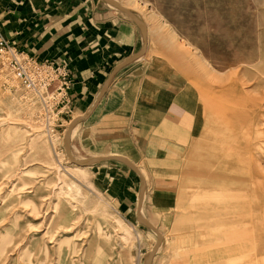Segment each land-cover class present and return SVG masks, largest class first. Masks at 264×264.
<instances>
[{"label":"rangeland","instance_id":"1","mask_svg":"<svg viewBox=\"0 0 264 264\" xmlns=\"http://www.w3.org/2000/svg\"><path fill=\"white\" fill-rule=\"evenodd\" d=\"M117 1L146 25L151 57L182 76L185 100L191 101L175 204L171 194L168 208L150 218L164 241L152 264H230L220 251L230 240L221 238L215 222L219 166L209 136L215 124L222 125L221 108L241 75L246 77L239 94L246 96L235 99L239 110L262 92L257 82L264 81V0ZM204 66L213 73L206 75ZM6 74L0 67V264H143L152 231L123 220L92 188L86 170L74 169L62 146L59 116L44 127L36 96L6 82ZM16 100L24 104L17 107ZM258 122L263 125L257 130H264V120ZM244 132L254 136L252 129ZM255 150L249 164L264 173V151ZM261 171L252 192L256 255L264 254ZM64 183H74L79 195H67Z\"/></svg>","mask_w":264,"mask_h":264},{"label":"crops","instance_id":"2","mask_svg":"<svg viewBox=\"0 0 264 264\" xmlns=\"http://www.w3.org/2000/svg\"><path fill=\"white\" fill-rule=\"evenodd\" d=\"M0 38L27 56L67 68L68 111L59 115L58 126L65 131L71 118L90 109L72 127L70 153L79 160L103 156L74 168L86 170L92 188L117 215L139 225L142 182L145 219L168 208L171 194L175 204L176 172L192 126L182 76L151 57L147 42L140 56L111 74L93 104L112 67L141 46L140 31L126 14L103 0H0ZM109 155L134 164L144 179Z\"/></svg>","mask_w":264,"mask_h":264},{"label":"bare ground","instance_id":"3","mask_svg":"<svg viewBox=\"0 0 264 264\" xmlns=\"http://www.w3.org/2000/svg\"><path fill=\"white\" fill-rule=\"evenodd\" d=\"M131 1L135 2L137 0ZM122 6L126 7V5ZM144 27L147 45V27L145 24ZM175 46L178 48L177 44H175ZM200 62L201 65H203L201 60ZM250 67L252 68L254 66L250 65ZM204 68L206 69V75L213 73V70L209 69L207 66H204ZM260 69L261 68L257 70ZM259 72L260 71H258V73ZM245 77L246 75L244 74L240 77L242 79L236 80L235 82L233 81L234 83L231 85L233 87L230 89V98L226 99L227 103L225 105L227 106L223 105L221 108L223 111L221 116L222 125H220V123L215 124L213 132L209 136V140L212 142L211 149L213 148L212 155L219 166L217 170L218 174H216L215 178L220 181L219 189H217L218 192L216 191V202H218V211L220 214L216 217L215 222L218 221V232L221 234V238L230 240L227 245H221L220 251L222 252L223 260H228L230 264H264V254L261 253L256 255L255 253L256 251L253 245L254 236L252 233V223L255 218L254 215H256V212L253 211L256 208V206H254L256 201L253 199L252 192L254 181L260 177L261 168L258 167L260 171L257 168L259 172L257 173V171H253L249 164L251 160L253 161L256 159H253L254 153H257L255 149H258V152L264 151V130H257L258 127L260 128L263 125V123L259 124L258 119L264 120V112L260 113V111L264 109V81L257 82V86H260V90H262V92H260L261 94L255 97L253 96L254 98L247 101L245 108L241 107L242 109L239 110V107H236L234 101L235 99L244 100L242 96H246L243 94L240 95L238 89L239 86L242 87V85L245 84L243 82V78ZM248 80L250 82L252 79ZM227 88L229 87L227 86ZM15 98L16 97H13V100ZM13 102L18 104L17 107L24 104L23 102H19V100ZM10 106H12V103ZM14 110L12 113H15ZM246 128L254 130V136L252 138L244 132ZM73 130L72 128L69 137L72 135ZM74 166L85 169L88 165L80 166L74 164ZM79 168L74 169L79 170V172L85 171ZM135 168L137 169L136 166ZM137 171L142 176L138 169ZM142 178L144 179L143 176ZM64 184H66V189L68 190V193H66L67 195H79V191L74 183ZM255 190L256 189H254V191ZM141 207L140 204L139 214L143 216ZM150 223L156 228L151 221ZM156 229L160 234V241L152 255L150 264H152L156 250L164 243L161 231L158 228Z\"/></svg>","mask_w":264,"mask_h":264},{"label":"built area","instance_id":"4","mask_svg":"<svg viewBox=\"0 0 264 264\" xmlns=\"http://www.w3.org/2000/svg\"><path fill=\"white\" fill-rule=\"evenodd\" d=\"M0 67L7 73L6 82L36 96L40 105L38 118L44 127L49 126L51 116L68 111L72 82L64 64L36 60L0 38Z\"/></svg>","mask_w":264,"mask_h":264},{"label":"water","instance_id":"5","mask_svg":"<svg viewBox=\"0 0 264 264\" xmlns=\"http://www.w3.org/2000/svg\"><path fill=\"white\" fill-rule=\"evenodd\" d=\"M105 2H107L108 4L116 7L117 9H119L121 12H123L124 14H126V16L137 26L138 30L140 31V34H141V38H142V43H141V46L139 47V49L137 51H135L134 53L130 54L129 56H127L126 58L122 59L120 62H118L117 64H115L112 69L110 70L109 74H108V77L106 78V80L102 83V85L100 86L96 96H95V100H94V103L95 104L98 99L101 97L102 93H103V90H104V87L106 85V82L108 80V78L111 76V74L114 73V71L121 65L127 63L128 61L140 56L144 51H145V48H146V38H145V27H144V24L143 22L135 15V13L133 11H131L130 9L126 8L125 6H122L120 3H118L116 0H103ZM90 109H86L84 111V113L80 114V115H77L73 118H71L66 126V129L64 131V133L62 134V146H63V149H64V152L66 154V156L68 157L69 161L74 163V164H77V165H80V166H86V165H89L90 163L94 162L95 160H99L100 158H102L103 156H95V157H92L90 159H87V160H76L74 159L71 154H70V149H69V135H70V131L74 125V123L84 117L87 113H89ZM108 157H111V158H115V159H118L122 162H124L126 165H128L129 167H131L132 169H134L135 171H137V169L135 168V166L130 163L128 160H126L125 158H122L120 156H117V155H109ZM143 187H144V183L142 182L141 183V186L138 190V193H137V197H136V211H135V218H136V221L137 223L145 226V227H148L150 228L154 233H155V240L152 244V247L151 249L148 251L144 261H143V264H150V261H151V258H152V255L160 241V234L159 232L157 231V229L148 221L146 220L145 218H143L140 214H139V208H140V204H141V199H142V190H143Z\"/></svg>","mask_w":264,"mask_h":264}]
</instances>
